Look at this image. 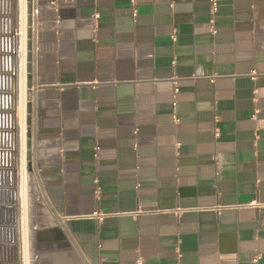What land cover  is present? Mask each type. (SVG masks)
I'll return each instance as SVG.
<instances>
[{"label":"crops","instance_id":"obj_1","mask_svg":"<svg viewBox=\"0 0 264 264\" xmlns=\"http://www.w3.org/2000/svg\"><path fill=\"white\" fill-rule=\"evenodd\" d=\"M33 6L31 73L0 37L32 264H264V0Z\"/></svg>","mask_w":264,"mask_h":264},{"label":"rangeland","instance_id":"obj_2","mask_svg":"<svg viewBox=\"0 0 264 264\" xmlns=\"http://www.w3.org/2000/svg\"><path fill=\"white\" fill-rule=\"evenodd\" d=\"M17 4H18L17 0H0V36H5L13 28V25L16 28L17 19H18V22L22 23L20 14H18L19 12L17 9ZM30 8H31L32 14L30 15L29 13H27L28 17H27L26 26L24 27V29H21L22 31L24 30L23 31L24 33L22 32L21 35L25 37V34H26V39H27V34H28L27 33L28 32V18L32 17V21H33V12H34L33 0L30 1ZM9 20L11 22H9ZM5 21H6V24H5ZM9 26H11L10 27L11 29L9 28ZM21 28H23V25H21ZM25 30L27 31L25 32ZM25 135L27 137V132L26 134H24V132L22 133V141H20V147H21L20 151L14 152L15 153L14 155L15 167H14V173H13L14 185L13 187L9 186V188H2L0 186V257H2L4 260H9L11 259L12 256L15 255L16 264H26V263L32 264V260H33L32 253L30 250V244H28V247H24L26 246L24 244H26L27 241L28 243L30 242L31 222H30L29 213H30V207H31V200H32L33 192H34V190L32 189V185L34 184V179H32V175H30L29 173V168H28L29 161L27 159V155L25 154L26 152L25 153L23 152L26 149V143H23V138L25 139ZM21 143H23V145ZM23 155H24V158L26 159V164L24 165H23L24 160L22 158ZM23 179L28 182L26 183ZM0 180H2V178ZM25 198L27 199L25 200ZM26 210H27L28 215H26ZM26 216L28 217V236H29L28 238L25 236ZM21 225L22 226L24 225L23 228ZM8 233L11 235H9ZM25 250H27V252L30 254V256L28 254L29 257L27 258H24L26 257Z\"/></svg>","mask_w":264,"mask_h":264},{"label":"built area","instance_id":"obj_3","mask_svg":"<svg viewBox=\"0 0 264 264\" xmlns=\"http://www.w3.org/2000/svg\"><path fill=\"white\" fill-rule=\"evenodd\" d=\"M13 152L14 150L12 148L8 147L7 145L4 144V142L0 141V179L2 178V180H0V186L2 188H9V186L13 187L14 185L13 173L15 167V158L13 157ZM105 215L106 214L100 215V218L103 219ZM15 258H16L15 255L12 256L11 259L9 260H4L2 257H0V264H16ZM138 264H143V263L138 262Z\"/></svg>","mask_w":264,"mask_h":264},{"label":"bare ground","instance_id":"obj_4","mask_svg":"<svg viewBox=\"0 0 264 264\" xmlns=\"http://www.w3.org/2000/svg\"><path fill=\"white\" fill-rule=\"evenodd\" d=\"M18 1V4H17V9H18V14H20V18H21V21H22V23H21V25H23V28L22 29H24V27L26 26V23H27V17H28V15H27V11H28V9H29V6H30V1L29 0H17ZM15 10V9H14ZM15 12V11H14ZM17 14V13H16ZM14 20V19H13ZM2 22H4V21H2ZM9 22H11L10 20H9ZM15 22V21H14ZM5 24H6V21H5ZM11 24V23H10ZM15 24V23H14ZM18 25H20V24H18ZM11 26H9V28H10ZM11 29V28H10ZM20 29V28H19ZM27 29V28H26ZM9 30V29H8ZM24 31V30H23ZM22 31V32H23ZM27 30H25V32H26ZM24 33V32H23ZM28 33V32H27ZM28 35V34H27ZM23 36H21V38H22ZM25 37H26V34H25ZM23 39H24V37H23ZM25 40V39H24ZM27 40V39H26ZM14 44V43H13ZM24 45H26V44H24ZM14 47V46H13ZM10 48V47H9ZM26 48V47H25ZM10 50V49H9ZM24 54H26V53H24ZM8 62V61H7ZM12 68V67H11ZM9 71H10V69H9ZM25 74H26V70H25ZM24 74V75H25ZM11 77V76H10ZM22 79V78H21ZM12 80V79H11ZM24 80H26V79H24ZM11 82V81H10ZM25 82H27V81H25ZM7 83H8V81H7ZM21 83H22V81H21ZM23 84V83H22ZM10 86V85H9ZM6 94V93H5ZM8 95V94H7ZM6 107V106H5ZM23 107H25V106H23ZM24 109V108H23ZM7 111V110H6ZM5 112V111H4ZM9 113V112H8ZM25 113V112H24ZM12 116V115H11ZM3 118V117H2ZM14 118V117H13ZM20 121V120H19ZM18 121V122H19ZM23 121V120H22ZM23 123H25L24 121H23ZM3 124V123H2ZM8 124V123H7ZM15 125V124H14ZM19 125L21 126V124L19 123ZM10 126V125H9ZM11 127V126H10ZM15 127V126H14ZM25 131V130H24ZM7 132V131H6ZM5 133V132H4ZM3 133V134H4ZM25 134H26V132H25ZM17 136V135H16ZM21 137H22V135H20ZM3 137V136H2ZM5 137V136H4ZM13 137H15V135L13 136ZM30 137H28V139H29ZM1 139V138H0ZM14 139V138H13ZM27 138H26V135H25V139L23 138V143H26V140ZM10 140V139H9ZM20 141H22V140H20ZM6 143V142H5ZM23 143H21L22 145H23ZM10 144V143H9ZM25 147V146H24ZM21 148V147H20ZM19 148V149H20ZM27 148V147H26ZM17 149V148H16ZM28 149V148H27ZM24 153H25V150L23 151ZM27 153L28 152H26L25 154L27 155ZM14 155H15V153L13 152V157H14ZM17 155V154H16ZM17 157V156H16ZM22 158H23V165L24 164H26V159L24 158V155L22 156ZM19 159V158H18ZM20 161V160H19ZM17 162H18V160H17ZM18 164H19V162H18ZM17 165V164H16ZM21 167V166H20ZM19 168V167H18ZM27 168V167H26ZM20 169V168H19ZM25 170V169H24ZM25 173V172H24ZM27 177V176H26ZM25 179V178H24ZM23 179V180H24ZM25 181V180H24ZM26 183L28 182V181H25ZM22 183V182H21ZM25 183V184H26ZM24 184V185H25ZM22 185V184H21ZM26 189V188H25ZM28 190V189H27ZM26 190V191H27ZM23 192V191H22ZM26 193V192H25ZM28 194V193H27ZM26 194V195H27ZM24 198V197H23ZM28 198V197H27ZM27 198H25V200L27 199ZM27 205V204H26ZM23 207V206H22ZM26 209V208H25ZM25 209H24V211H25ZM25 215V214H24ZM26 215H27V213H26ZM22 221H23V219H22ZM22 221H21V223H22ZM24 223V222H23ZM25 225H26V230H25V236L28 238L29 236H28V219H27V216H26V220H25ZM22 226V225H21ZM24 226V225H23ZM23 226H22V228H23ZM24 231V230H23ZM24 235V234H23ZM28 240V239H27ZM17 242V241H16ZM28 241H27V243L26 244H24V245H26V246H24V247H28ZM24 249V248H23ZM22 249V250H23ZM16 251V250H15ZM25 252H26V257H24V258H27V257H29L30 256V254L27 252V250H25ZM28 254H29V256H28ZM26 260V259H25ZM26 263V262H25ZM27 264V263H26Z\"/></svg>","mask_w":264,"mask_h":264},{"label":"water","instance_id":"obj_5","mask_svg":"<svg viewBox=\"0 0 264 264\" xmlns=\"http://www.w3.org/2000/svg\"><path fill=\"white\" fill-rule=\"evenodd\" d=\"M31 1V0H29ZM28 13L31 15L32 14V11H31V8L29 6V10H28ZM33 21H32V17H29L28 18V35H27V70H28V73H31L32 71V61H33V55H32V51H33ZM30 78H28L27 80V85H28V88H31V82H30ZM28 149L31 148V142L29 141L28 142ZM27 159L29 161L28 163V168L31 169V160H32V153L31 152H28L27 153Z\"/></svg>","mask_w":264,"mask_h":264}]
</instances>
